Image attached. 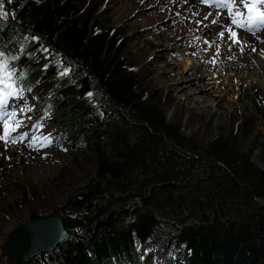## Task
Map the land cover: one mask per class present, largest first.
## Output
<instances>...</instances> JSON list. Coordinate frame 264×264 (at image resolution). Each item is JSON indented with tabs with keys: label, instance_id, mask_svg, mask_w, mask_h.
Segmentation results:
<instances>
[{
	"label": "trees",
	"instance_id": "1",
	"mask_svg": "<svg viewBox=\"0 0 264 264\" xmlns=\"http://www.w3.org/2000/svg\"><path fill=\"white\" fill-rule=\"evenodd\" d=\"M98 3L4 0L14 11L13 22L0 18V53L7 63L15 57L13 83L54 112L67 147L95 162L82 195L51 212L76 211L80 225L25 264H143L140 245L161 223L173 230L162 264H264V204L256 200L264 198V168L250 159L257 147L264 163V134L243 149L254 114L264 120L259 89L241 84L248 114L205 123L215 131L206 142L181 133L165 118L167 96L145 94L144 76ZM0 264L17 263L7 255Z\"/></svg>",
	"mask_w": 264,
	"mask_h": 264
},
{
	"label": "rangeland",
	"instance_id": "2",
	"mask_svg": "<svg viewBox=\"0 0 264 264\" xmlns=\"http://www.w3.org/2000/svg\"><path fill=\"white\" fill-rule=\"evenodd\" d=\"M179 9L172 1L165 3L163 0H99L97 5V11L105 10L110 25L119 32L118 40L125 44L132 68L144 76L145 94L161 90L164 97L167 96L166 120L178 122L181 133L192 134L206 142L215 131L205 123L211 122L213 126L229 117L239 119L248 114L249 109L238 94L241 84L257 87L264 102V72L259 67H245L260 56L264 61V30L253 33L233 26L242 37L241 43L236 44L228 39L227 32L223 39L220 38V27H204L201 21H192L188 10ZM3 10L9 14L8 21L13 22L14 9L7 10L3 4ZM218 12L228 17L225 10L218 9ZM223 24L230 25V20ZM194 36L195 42L199 41L196 46L200 45L196 49L189 46ZM35 49L22 52L18 58L31 56ZM206 52L205 66L201 68L196 60ZM12 60L7 72L0 69V96L7 101L6 108H0V116L15 110L17 115L9 119V124L14 125L19 120L22 127L11 133L18 142L12 143L10 139L5 144L0 140V244L4 243L8 230L29 219L31 213H51L69 195L81 193L86 178L95 169L89 152L74 153L66 146L68 132L58 124L54 112L46 108L31 89L13 83L9 73L15 68V57ZM185 62L186 67L191 66L186 73L183 72L186 67L182 66ZM59 66L66 68L62 64ZM179 73L195 82L184 88L180 84L175 87L172 80H176ZM96 98V94L88 95L90 104L98 112ZM27 108L32 110L21 111ZM2 133L3 120H0ZM21 133H27L23 142H19ZM49 134L52 143L43 146L44 137ZM262 134L264 120L255 113L243 149L249 151L251 140ZM257 153L254 147L250 159L264 168ZM29 183L34 186V192ZM23 187L27 191L21 199ZM172 231L165 223L153 228L150 237L140 245L143 264H162L164 255L170 251L168 240ZM7 255V251L2 253L0 249V259Z\"/></svg>",
	"mask_w": 264,
	"mask_h": 264
},
{
	"label": "snow or ice",
	"instance_id": "3",
	"mask_svg": "<svg viewBox=\"0 0 264 264\" xmlns=\"http://www.w3.org/2000/svg\"><path fill=\"white\" fill-rule=\"evenodd\" d=\"M10 2V0H9ZM203 3L207 4L209 7H216L217 9H223L228 13L229 24H220L219 20L213 19L210 24H217L221 31L218 35L221 39L225 37V32L228 33V39L233 43L239 44L242 41V37L234 30L233 26L246 31L264 30V0H202ZM4 0H0V18H5L9 14L3 10ZM213 13H208L205 15L204 19H208ZM0 69L6 72L9 69V65L6 60H3V53H0ZM14 75V73H9ZM62 74H66L62 73ZM11 94V93H10ZM91 95V93H89ZM7 101L4 97L0 96V108H6ZM32 109H21V111H31ZM16 111L11 113H4V116H0V120H3V133L0 134V140H3L5 144L11 139L12 143L18 142L15 137L11 136L12 132L18 131L22 127V122L19 120L15 121L14 125L9 124V119H14L16 117ZM30 119V117H29ZM50 135L44 137L45 144L43 146H48L52 143ZM27 138V133H21L19 142Z\"/></svg>",
	"mask_w": 264,
	"mask_h": 264
},
{
	"label": "water",
	"instance_id": "4",
	"mask_svg": "<svg viewBox=\"0 0 264 264\" xmlns=\"http://www.w3.org/2000/svg\"><path fill=\"white\" fill-rule=\"evenodd\" d=\"M81 195L77 194L78 197ZM256 200L264 204V198ZM75 214L76 211L70 217H61L57 213H48L23 221L8 230L4 243L0 244L1 252L7 251L9 258L17 264H25L31 257L49 252L68 236L71 227L80 225Z\"/></svg>",
	"mask_w": 264,
	"mask_h": 264
},
{
	"label": "bare ground",
	"instance_id": "5",
	"mask_svg": "<svg viewBox=\"0 0 264 264\" xmlns=\"http://www.w3.org/2000/svg\"><path fill=\"white\" fill-rule=\"evenodd\" d=\"M167 1L168 2H171L172 1L173 4H174V6L177 9L180 7V9H179L180 11L188 10L190 12V16L192 17V18L191 17L190 18L193 19L192 21H196V22L201 21L202 22L201 24L204 27H212V28H218L219 29V26L217 24H210V21L213 20V19H217V20H219L220 24L221 23L223 24L228 19V17L226 15H223L222 12H218V9L216 7H214V6L213 7H209L207 4L203 3L202 0L200 2H199V0H163V2H165V3H167ZM210 12L213 13V15L212 16H209L208 19L203 20L202 18H204L205 15L208 14V13H210ZM222 21H224V22H222ZM189 31H191L192 33H194L193 32V29H189ZM195 41H196V37H195V40L193 41V43L189 45L190 48L195 47V49H196V48H198L200 46V45L199 46H196V44H198L199 41H197V42H195ZM234 52H233V54H237V53H234ZM240 52H238V53H240ZM220 54H222V53H220ZM233 54H231V56ZM199 56L200 57L198 58V60H196V62L199 63V65L202 68L203 66H205L203 64L206 61V58L208 56V53L206 52V53H203V54H201ZM233 57H234V55H233ZM234 60H235V57H234ZM187 61H188V59L186 60V62ZM186 62L182 65L183 67H186ZM246 66L247 67L250 66L251 68H253V67L254 68L255 67L257 68V67H259V70H261L262 73L264 72V61L261 58V56L258 59H254L251 63H246L245 67ZM190 70H191V66H188V67H186V69L184 68V71L183 72L186 73V72H189ZM172 72L175 73V71H173V70H172ZM184 76H185L184 74L179 73L178 78L176 80H174L173 79V76H172L171 78L173 79L172 80L173 85L176 87L177 86L176 84H180L179 86L181 88H184L185 86H189V84L195 82L194 80H189V79L185 78Z\"/></svg>",
	"mask_w": 264,
	"mask_h": 264
}]
</instances>
